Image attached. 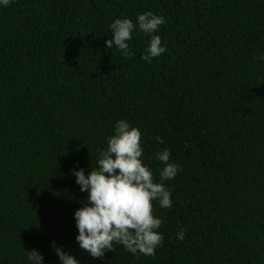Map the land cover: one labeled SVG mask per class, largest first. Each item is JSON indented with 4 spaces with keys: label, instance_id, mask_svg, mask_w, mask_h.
Segmentation results:
<instances>
[{
    "label": "trees",
    "instance_id": "1",
    "mask_svg": "<svg viewBox=\"0 0 264 264\" xmlns=\"http://www.w3.org/2000/svg\"><path fill=\"white\" fill-rule=\"evenodd\" d=\"M163 16L167 51L123 57L110 24ZM264 0H16L0 9V264H25L52 243L80 264H264ZM183 169L154 202L164 244L155 257L113 246L101 260L76 241L82 193L73 169L98 166L118 120ZM156 137L164 140L163 144ZM184 229L185 239H176Z\"/></svg>",
    "mask_w": 264,
    "mask_h": 264
},
{
    "label": "clouds",
    "instance_id": "2",
    "mask_svg": "<svg viewBox=\"0 0 264 264\" xmlns=\"http://www.w3.org/2000/svg\"><path fill=\"white\" fill-rule=\"evenodd\" d=\"M16 0H0V9L10 7ZM166 23L163 16L145 12L136 17L116 19L110 24L113 39L106 41L107 48L115 46L123 57L132 58L130 47L134 32L150 37L142 59L151 63L167 51V43L157 33ZM264 63V53L255 56ZM160 144L161 137H156ZM142 132L127 120H118L113 135L107 138V148L100 153L98 166L86 175L84 169H73V176L87 199L74 213L79 248L91 258L101 260L113 246L120 245L132 254L155 257L156 250L164 244L159 231L163 220L154 215V202L163 209L173 207L172 192L165 182L174 180L182 168L171 162L172 153L165 148L157 151L155 159L163 167L156 182L152 170L144 163ZM186 232L181 229L176 239L183 241ZM60 264H80V261L64 247L52 243ZM27 253L25 264H45V256L32 249Z\"/></svg>",
    "mask_w": 264,
    "mask_h": 264
}]
</instances>
